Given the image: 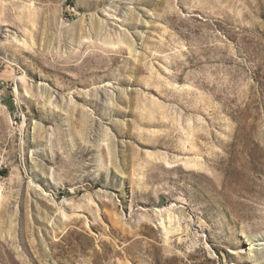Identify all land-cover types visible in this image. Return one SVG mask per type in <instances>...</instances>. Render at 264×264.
Returning a JSON list of instances; mask_svg holds the SVG:
<instances>
[{"label":"rangeland","instance_id":"rangeland-1","mask_svg":"<svg viewBox=\"0 0 264 264\" xmlns=\"http://www.w3.org/2000/svg\"><path fill=\"white\" fill-rule=\"evenodd\" d=\"M0 264H264V0H0Z\"/></svg>","mask_w":264,"mask_h":264}]
</instances>
